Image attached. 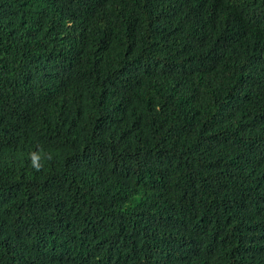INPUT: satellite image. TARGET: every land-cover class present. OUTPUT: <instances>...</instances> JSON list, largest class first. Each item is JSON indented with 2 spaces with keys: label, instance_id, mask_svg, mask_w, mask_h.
I'll use <instances>...</instances> for the list:
<instances>
[{
  "label": "trees",
  "instance_id": "16d2710c",
  "mask_svg": "<svg viewBox=\"0 0 264 264\" xmlns=\"http://www.w3.org/2000/svg\"><path fill=\"white\" fill-rule=\"evenodd\" d=\"M0 264H264V0H0Z\"/></svg>",
  "mask_w": 264,
  "mask_h": 264
},
{
  "label": "clouds",
  "instance_id": "9594fccd",
  "mask_svg": "<svg viewBox=\"0 0 264 264\" xmlns=\"http://www.w3.org/2000/svg\"><path fill=\"white\" fill-rule=\"evenodd\" d=\"M51 158V157H49ZM32 166L39 171L42 167L40 163L37 162V155L35 153L32 154Z\"/></svg>",
  "mask_w": 264,
  "mask_h": 264
}]
</instances>
